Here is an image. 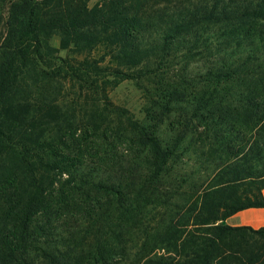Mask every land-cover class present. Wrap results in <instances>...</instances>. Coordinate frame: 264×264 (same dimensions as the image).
Here are the masks:
<instances>
[{"label":"trees","instance_id":"1","mask_svg":"<svg viewBox=\"0 0 264 264\" xmlns=\"http://www.w3.org/2000/svg\"><path fill=\"white\" fill-rule=\"evenodd\" d=\"M101 1L0 0V264H264V227L225 224L264 208V0ZM124 81L143 117L110 102ZM86 91L119 154L80 156L62 109Z\"/></svg>","mask_w":264,"mask_h":264},{"label":"rangeland","instance_id":"2","mask_svg":"<svg viewBox=\"0 0 264 264\" xmlns=\"http://www.w3.org/2000/svg\"><path fill=\"white\" fill-rule=\"evenodd\" d=\"M88 8H92L96 6L97 4H101V0H84ZM5 17V13L3 14ZM4 24H1L0 26V41L2 37L4 36ZM61 40L58 36L52 37V40L50 41V44L53 48L59 49L60 48ZM106 43H102L104 45ZM73 49V48H72ZM78 52L73 49L72 53L67 51H60L58 53L59 56L65 57L68 55V57H75V58H81V56H78ZM99 54L92 52L91 56H94L95 58L98 57ZM107 63H110L109 65H113V63L109 60H106L102 66H105ZM203 60H195L193 63L191 62L187 74H198L202 71V69L205 68ZM207 68V67H206ZM44 71L48 73V75L51 74V71H54L52 69L43 68ZM108 79H111L110 75H107ZM79 84L76 83L75 88L73 89H66V93H68V98L66 97L65 102H67L66 105L69 106V104H72L74 101H76V96L74 94L78 95V87ZM83 98H78L77 102L72 107H66L63 108L62 111L66 114L67 117L75 116V126L78 127L76 130V134L74 136L75 143H79V141H82V144H78L77 148L79 149L80 156H91L92 159H95V157L100 156V152L104 151L106 153H118L123 150V145H121L120 139H115L114 137L108 138L107 140H102L99 143H97L96 146H94V143L92 142V138L95 136L93 131L91 130V127H101L104 128L106 124H109L111 128L117 129L120 128L121 123L118 121L119 119H122L118 117V114L116 112H113L111 109L107 108L105 106L104 101H100V94L96 91H86L84 92ZM107 96L112 103L113 107L115 108H123L128 111V113L134 115V117H143L142 113V107L145 103V99L143 96V93L135 87L132 81H124L119 83L115 87H109L107 90ZM104 104V105H103ZM119 125V126H118ZM86 129V131H85ZM74 139L71 140L74 141ZM90 143V144H88ZM106 144H110L111 147H108ZM70 145V144H69ZM110 148V151H109ZM75 151V150H74ZM71 156L74 155L73 152H70ZM79 154V153H78ZM119 154V153H118ZM66 155V154H65ZM67 174L64 173L63 178L61 180L67 178ZM60 181V182H62ZM127 252L115 255V260L117 264H145L146 259V252L142 253L141 259L137 262L133 258L132 255L133 251H136L134 249L133 251L130 248H126ZM171 257L173 259H178L179 262L183 261V253H177L171 252ZM168 254V255H170ZM145 255V256H144Z\"/></svg>","mask_w":264,"mask_h":264},{"label":"crops","instance_id":"3","mask_svg":"<svg viewBox=\"0 0 264 264\" xmlns=\"http://www.w3.org/2000/svg\"><path fill=\"white\" fill-rule=\"evenodd\" d=\"M225 224L231 227L247 226L253 229L264 227V208L242 210L229 217L225 221Z\"/></svg>","mask_w":264,"mask_h":264}]
</instances>
